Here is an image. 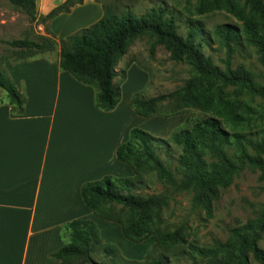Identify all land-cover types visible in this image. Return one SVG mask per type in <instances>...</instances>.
I'll return each mask as SVG.
<instances>
[{"label": "trees", "instance_id": "1", "mask_svg": "<svg viewBox=\"0 0 264 264\" xmlns=\"http://www.w3.org/2000/svg\"><path fill=\"white\" fill-rule=\"evenodd\" d=\"M7 1L19 7L32 21L37 19L36 0ZM85 1L66 0L40 20L45 24L61 14L69 13ZM95 1L102 5L103 16L88 28L59 40L40 36L38 40H17L9 42V45L17 51L18 59L15 62L34 59L59 49L60 68L77 81L93 86L97 91L96 107L106 112L115 110L121 100L120 84L115 82L121 75L118 66L137 39H153L151 53L157 46H164L173 60L184 61L191 66L195 77L175 91L151 98L135 94L131 99L132 108L143 118L158 116L160 106L166 102L181 103L182 107L213 114L171 135L169 143L181 149L177 170L180 179L162 161L156 150V144L168 141L133 128L128 140L118 147L116 153L118 161L128 165L133 176H107L86 183L81 191L84 204L93 214L99 219L120 224L121 233L128 241L139 244L154 236L155 247H173L182 243L181 232H164L158 230L157 226L162 211L169 206L175 194L192 192L194 205L202 207L207 217H211L215 202L236 175L245 169H257L264 178V129L254 133L237 131L251 122L243 115H248L250 108L237 107L233 102L221 105L222 95L230 87L237 89L238 96L247 93L264 99V82H259L243 66L235 70L231 67L233 46L242 40L255 47L259 62L264 67V0H205L200 5L205 12L227 11L240 22V29L225 24L213 31L227 51L225 69L218 67L195 43L200 33L197 26L184 38L178 33L174 19L165 16L160 9L137 15L119 0L107 3ZM121 76L123 79L124 75ZM216 84V90L211 93ZM0 90L8 94V104L13 114L23 115L25 96L10 80L4 68L0 69ZM239 110L242 113H238ZM227 144L236 147L234 158L225 150ZM205 153H209L214 161L208 163L204 158ZM148 172L156 173L165 184L162 194L134 192L143 185ZM115 206L127 211V222L111 215L110 209ZM263 232L264 205L256 218L231 229L230 239L226 243L216 241L212 248L191 245L200 262L193 255H190L191 260L193 264H250L251 256L257 263L264 264V250L259 244ZM61 238L64 246L51 255L60 264H102L93 257L98 252L110 258L122 255L117 246L102 240L100 229L93 220H74L65 224ZM148 259L145 264H168L166 259ZM125 263L133 264L129 260Z\"/></svg>", "mask_w": 264, "mask_h": 264}, {"label": "crops", "instance_id": "2", "mask_svg": "<svg viewBox=\"0 0 264 264\" xmlns=\"http://www.w3.org/2000/svg\"><path fill=\"white\" fill-rule=\"evenodd\" d=\"M36 1L38 14L46 16L66 0ZM102 16V5L86 0L49 21L51 34L43 35L66 38ZM48 53L4 63L26 103L23 115H14L8 102L0 104V264H27L28 255H35L31 264H60L51 255L64 246L62 229L74 220L94 219L117 237L118 228L84 204L82 187L107 176H133L116 153L139 119L131 99L147 75L131 67L140 86L133 91L126 82L116 109L101 111L96 89L60 68L59 51Z\"/></svg>", "mask_w": 264, "mask_h": 264}, {"label": "rangeland", "instance_id": "3", "mask_svg": "<svg viewBox=\"0 0 264 264\" xmlns=\"http://www.w3.org/2000/svg\"><path fill=\"white\" fill-rule=\"evenodd\" d=\"M100 1L107 3L118 0ZM119 1L137 15L151 9L162 10L165 16L174 19L178 33L184 38L197 26L200 33L196 37L195 43L202 47L203 52L210 56L218 67L225 69L227 51L215 38L213 31L217 26L225 24L240 29V22L234 15L224 10L205 12L203 9L202 11L200 5L205 0ZM241 4L243 3L241 2ZM42 17L37 13V19L32 21L19 7L7 0H0V69L3 70L6 59L12 62L18 59L17 51L9 45V42L25 39L38 40L40 36H44V32L51 34L48 29V22L45 24L41 22ZM51 37L57 38L53 35ZM153 43L154 40L148 37L137 39L118 66V70L121 75H124V78H120L122 77L120 75L115 81L120 86L127 82V86L130 85L131 87L130 89L136 90L140 86V81L139 78L137 81L133 77L130 68H138L147 75V80L144 88L135 91L134 95L141 94L145 98L171 93L195 77L191 66L184 61L173 60L171 53L164 46H157L151 53ZM233 47L231 67L235 70L243 66L251 71L259 82H264V67L259 62V55L255 47L244 40ZM58 51L59 49H56L47 55L54 57ZM126 74H129V78ZM217 86L218 84L211 90V93L216 90ZM236 90L235 87L227 88L222 95L221 105L233 102L237 107L246 106L250 108L248 115L244 113L243 115L248 117L251 122L248 125L245 124L246 126L239 127L237 131L254 133L264 129V99L253 97L247 93L238 96ZM7 95L4 90H0V103L9 102ZM158 111V116L153 118H143L138 115L139 119L133 121L134 128L168 141L165 144H156V150L162 161L170 166L173 173L180 179L177 170L181 149L169 143L171 135L181 128H187L195 121L211 117L213 114L195 108H185L182 107L181 103L176 102L163 103ZM238 113L242 112L239 110ZM225 150L233 158L237 154L236 147L231 144H227ZM204 158L208 163L214 161L209 153H205ZM165 188V184L157 177L156 173L148 172L145 175L143 185L136 188L134 192L159 195L164 192ZM263 205L264 178L257 169H245L236 175L231 185L221 193L219 200L214 204L211 217H207L202 207L194 205L192 192L181 191L175 194L169 206L162 211L161 221L157 227L158 230L164 232L179 230L183 238L182 243L173 247H155L154 236H150L142 243L136 244L123 237L120 224L112 222L109 224L108 221L100 219L104 223L112 225L114 230L118 228L117 237L114 236L113 230L107 226L101 228L100 233L102 240L117 246L122 255L110 258L98 252L93 257L102 264H126L125 261L127 260L132 261L133 264H145L147 258H149L148 260L166 259L168 264H193L190 257L193 255L200 262V258L191 250V245L199 248H212L216 241L226 243L230 239V230L256 218ZM110 213L114 218H119L124 223L129 220L127 211L119 206L112 207ZM259 244L264 250V232ZM11 257L14 260L15 255H11ZM34 260L35 255H28L27 264L33 263ZM250 264L259 263L250 256Z\"/></svg>", "mask_w": 264, "mask_h": 264}]
</instances>
